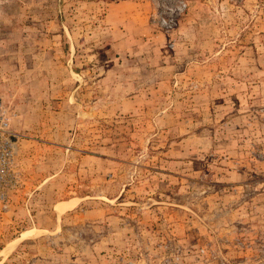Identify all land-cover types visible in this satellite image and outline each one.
Segmentation results:
<instances>
[{"label":"rangeland","instance_id":"374dc122","mask_svg":"<svg viewBox=\"0 0 264 264\" xmlns=\"http://www.w3.org/2000/svg\"><path fill=\"white\" fill-rule=\"evenodd\" d=\"M0 98V264H264V0H0Z\"/></svg>","mask_w":264,"mask_h":264},{"label":"built area","instance_id":"2783aa9c","mask_svg":"<svg viewBox=\"0 0 264 264\" xmlns=\"http://www.w3.org/2000/svg\"><path fill=\"white\" fill-rule=\"evenodd\" d=\"M17 139L10 129V116L0 98V202H5L12 188L21 185L17 169Z\"/></svg>","mask_w":264,"mask_h":264},{"label":"crops","instance_id":"0c3cea01","mask_svg":"<svg viewBox=\"0 0 264 264\" xmlns=\"http://www.w3.org/2000/svg\"><path fill=\"white\" fill-rule=\"evenodd\" d=\"M27 230H29V229H26V230H24V231H27ZM23 232V231H22Z\"/></svg>","mask_w":264,"mask_h":264}]
</instances>
